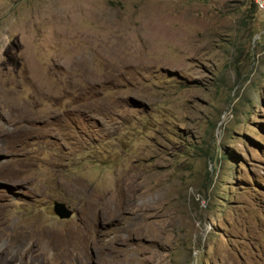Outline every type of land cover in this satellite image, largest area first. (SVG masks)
<instances>
[{"label":"rangeland","instance_id":"374dc122","mask_svg":"<svg viewBox=\"0 0 264 264\" xmlns=\"http://www.w3.org/2000/svg\"><path fill=\"white\" fill-rule=\"evenodd\" d=\"M121 174L134 207L81 237ZM44 243L40 264H264L256 0H0V256Z\"/></svg>","mask_w":264,"mask_h":264},{"label":"bare ground","instance_id":"6f19581e","mask_svg":"<svg viewBox=\"0 0 264 264\" xmlns=\"http://www.w3.org/2000/svg\"><path fill=\"white\" fill-rule=\"evenodd\" d=\"M256 1H257V4L259 5L261 11H262L261 0H256ZM118 177H119L120 181H122V182L125 183V185L123 187V189L125 190L124 191L125 194H124V197L122 198L124 200V202H122V199H119V198H117V197H115V196H113L111 194L98 197L97 198L98 205L95 207V209L93 210V212H91V214L89 213L90 214L89 215V219H88L89 222L86 225H83L81 227L77 226L75 228V229L78 230V232H79V234H80L81 237H83V234L86 233L88 227L90 229L95 227L96 220L98 218H100L101 216H103V218L105 220L106 219L107 220L119 219L120 216L125 213V210L127 209V207H129V206L130 207L131 206L134 207V205H131L132 203L129 204L128 201L131 199V195L136 191V186H135L136 185V182H135V180H136L137 177L135 178V175H133V174H121ZM46 230H47V228H46ZM43 234L42 235L40 234V235L41 236H45ZM83 243H85V242H83ZM66 246H67V244H66ZM89 246H90V243H88V242L84 244L85 251H87V248L89 249ZM40 247H41V250H40L41 253L40 252H37V251H34V249L33 250L31 249V252H29V253L26 254V257L27 258H26V261L25 262L27 264H40V261H41V258L40 257H42L43 255H46V252H47L46 249L48 247H51V245L49 246L48 243L47 244L44 243ZM65 251H67V250H65ZM81 251H83V250H81ZM72 256H73L72 250H69L68 249V255H67V257H65V260H61L63 258H61V257L58 258L57 257V260H55V262L53 264H64L63 261H65V262L67 261V263L69 264L70 263L69 261H70V259H71ZM10 262H13V259L9 256V253L8 252H4L0 256V264H8Z\"/></svg>","mask_w":264,"mask_h":264},{"label":"water","instance_id":"95a60500","mask_svg":"<svg viewBox=\"0 0 264 264\" xmlns=\"http://www.w3.org/2000/svg\"><path fill=\"white\" fill-rule=\"evenodd\" d=\"M55 214L63 220L70 219L73 216V212L63 203H54Z\"/></svg>","mask_w":264,"mask_h":264},{"label":"built area","instance_id":"2783aa9c","mask_svg":"<svg viewBox=\"0 0 264 264\" xmlns=\"http://www.w3.org/2000/svg\"><path fill=\"white\" fill-rule=\"evenodd\" d=\"M261 5H262V13L264 14V0H261Z\"/></svg>","mask_w":264,"mask_h":264},{"label":"trees","instance_id":"16d2710c","mask_svg":"<svg viewBox=\"0 0 264 264\" xmlns=\"http://www.w3.org/2000/svg\"><path fill=\"white\" fill-rule=\"evenodd\" d=\"M256 6V5H255ZM257 8V7H256Z\"/></svg>","mask_w":264,"mask_h":264}]
</instances>
